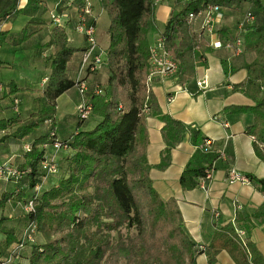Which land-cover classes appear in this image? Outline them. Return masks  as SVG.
<instances>
[{
	"label": "trees",
	"instance_id": "16d2710c",
	"mask_svg": "<svg viewBox=\"0 0 264 264\" xmlns=\"http://www.w3.org/2000/svg\"><path fill=\"white\" fill-rule=\"evenodd\" d=\"M39 2L27 0L24 7H35ZM169 2L171 11L160 35L164 51L178 65L176 76L180 83L194 77L197 66L204 62L205 54L212 49L208 37L196 30L195 19L190 18V14L196 15L208 6L239 9L244 4L256 13L257 21L248 24L241 36L242 52L252 54L253 59L243 67L246 72L243 82L234 86L254 104L234 107L233 110L252 114L253 122L246 132L253 138L258 156L264 158V3L262 0ZM17 4L18 0H11L9 7L0 13V22L20 12ZM98 6L109 19L108 46L103 56L108 77L98 95L92 93L93 85L89 83L92 86L87 92V101L91 104L90 116L95 123L90 129L79 130L72 140H60L71 152L63 159L64 169L59 178L54 177L58 166L55 174H47L40 166L42 161L51 160V157L44 156L42 146H53L58 140L54 128L48 135L41 134L25 145L30 147V151L24 152L27 168L21 166L23 170H20L11 162L0 163L1 167L8 165L23 173L0 181H23L26 185L17 187L15 192L0 195V210L9 201L23 202L25 219L18 238L14 229L6 228L7 217L0 216L5 253L2 256L0 249V262L196 264L197 255L204 254L207 264H215L217 255L226 251L235 264H264L263 254L247 234L244 244L238 238L236 228L240 226V218L235 220L236 226L227 224L216 228L208 245L197 246L183 228L175 200H163L152 185L146 159L145 110L163 123L160 132L165 148L157 169L164 170L168 166L170 149L180 143L187 131L199 150L210 151L200 149L204 140L199 143L198 131L161 113L149 87L147 33L155 23L156 0H98ZM60 12L61 9L57 11ZM233 28L222 25L216 31L221 46H235L237 35L234 37ZM31 36L25 28L18 37L0 32V45L6 41L13 45L22 44ZM43 46L51 48L53 53L47 58L49 75L44 88L33 100L35 111L27 112L28 117L22 120L19 100L14 98L18 100L17 111L13 109L17 116L0 120L1 140H22L41 125H51L57 113V99L75 88L73 78L67 73V65L81 49L69 44L63 25H53ZM5 65L7 63L0 59V68ZM0 86V92L6 95L26 91L18 89L12 82L6 87ZM77 122V126L85 123L78 119ZM52 132L53 136L50 135ZM206 169L188 162L179 179L182 190L198 187ZM45 181L49 182L46 188ZM252 181L264 196V178ZM30 201L32 210L27 212L25 206ZM252 217L264 221V202ZM33 232L40 236L41 243H29Z\"/></svg>",
	"mask_w": 264,
	"mask_h": 264
},
{
	"label": "crops",
	"instance_id": "0c3cea01",
	"mask_svg": "<svg viewBox=\"0 0 264 264\" xmlns=\"http://www.w3.org/2000/svg\"><path fill=\"white\" fill-rule=\"evenodd\" d=\"M169 1L159 0L156 3L154 12L155 23L157 19L160 20L162 26L166 23L171 11ZM26 2L27 0H18L17 9L20 12L7 20L1 21L0 32H7L14 37H18L25 28L28 33L32 34L30 39L21 45H23L22 48L35 49L36 53L39 54V58L42 60L43 65L32 69V72L37 70L39 73L38 85L40 92H33L34 90L30 86H19L11 81L18 89H25L26 91L11 95L0 92V115H2L0 116V120L17 116L12 107L14 98L19 100L18 108L20 118L23 116L20 108L24 103L28 106V113L35 111L33 100L42 92L44 83L49 75L47 58L52 55L53 51L51 48L44 47L43 45L47 42L48 34L53 25H55L52 24L53 22L51 20L53 14L60 17L69 44L73 46L72 42L77 39L75 36H79L81 43L76 48L82 50L85 47L83 37L74 31L77 9L81 0H56L53 8L50 9L51 11L49 10L50 12L47 10L46 0H40L37 6L31 8L24 7ZM10 3L11 0H0V13L7 9ZM96 4L98 5L97 0H95L94 4L91 3L93 13L95 12ZM54 9H57L56 12H54ZM59 9H61L60 14L57 13ZM46 12L48 13L47 20L44 19ZM102 12L103 10L100 9V12L95 16L98 17ZM224 18L220 24L216 25V31L222 25L234 27L232 33L235 37L239 33L237 27L227 23ZM194 23L197 30L200 20L197 19ZM162 29H157L158 32L155 35L147 33L149 46L161 34ZM242 35L243 32L240 33V37ZM213 39V42H220L216 34ZM208 41L212 49L205 54L204 62L197 66L194 77L180 83L177 76H155L150 79L149 87L156 97L161 113L169 115L185 124L188 128L198 131L200 135L199 143L202 140H210V151L203 152L199 150L198 145L192 143L190 133L187 131L182 135L180 143L170 149V162L168 166L164 170L157 169L156 165L159 164L161 152L165 148L160 132L163 123L156 117L148 115V110H145V114H147L146 128L148 134L146 159L150 167L149 177L154 189L163 200H175L182 217L183 228L197 246L202 247L208 245L211 235L216 228L227 224H234L235 220L240 218L239 224L241 227L239 226V228H244L243 230L246 232L249 240L256 245L264 256V221L252 217L255 210L264 202V196L257 190L252 181V179L264 178V158L258 156L254 147V140L246 132L247 127L253 122L252 114L233 110L234 107H250L254 104L242 92L234 89L235 85L242 83L245 79L246 72L243 67L253 59V55L244 52L237 53L233 45L214 48L210 44L209 38ZM102 43L105 44L100 48L106 49L108 46L107 33ZM80 53V51L75 53L71 62L67 65V73L69 76L70 74H74L78 66ZM75 56L77 57L74 59ZM6 66L12 67L8 63ZM103 68L102 78L97 75L99 70L91 77V80L99 79L100 83L105 84L108 72L106 67ZM203 74L208 76L209 86L205 90H199L195 84V80ZM7 85L3 86L6 87ZM70 93L72 95H69ZM72 96L76 97V104ZM78 102L79 95L77 90L75 88L68 90L57 99V113L61 108L59 103L62 104L63 108L73 105L71 116L73 118L76 117L77 121L76 106ZM7 112L11 114L7 115ZM57 113L53 123H51L52 127L57 122ZM21 119L23 120L25 118ZM85 124L86 122L81 126ZM72 136L65 140L72 138ZM2 137L3 135L0 132V163L11 162L15 166L21 165L27 168L23 148L25 145L31 144L38 136H33L32 134L22 140L13 138L1 140ZM51 146L50 144L42 146L45 157L55 156L57 158L66 153L65 151L57 152ZM188 162H191L196 167L213 169L212 177L208 181L205 190L199 187L191 190H182L179 179ZM232 169L248 177L249 181L247 183H229L226 177ZM46 183L47 181H45L44 185ZM25 186L23 181H0V195L3 192H15L17 187ZM22 203L9 201L4 206V209L0 210V216L7 217V221L5 222L7 223L6 228L14 229L15 235L18 238L24 226L25 219L23 218V213L21 220H19V217L17 218L16 214L15 217L11 213L12 211L16 213L19 207L21 211ZM214 213H218L219 216L214 218ZM3 240L0 235V249L2 253L4 245L1 241ZM4 255L5 253L2 254V256ZM196 264H207L206 256L204 254H198ZM215 264L235 263L226 251H221L217 255Z\"/></svg>",
	"mask_w": 264,
	"mask_h": 264
},
{
	"label": "built area",
	"instance_id": "2783aa9c",
	"mask_svg": "<svg viewBox=\"0 0 264 264\" xmlns=\"http://www.w3.org/2000/svg\"><path fill=\"white\" fill-rule=\"evenodd\" d=\"M159 0H156L158 3ZM190 18H194L195 21L197 19L200 20V24L198 27V32L207 36L210 39V44L214 48H219L221 43L218 41L213 42V38L216 34V25L220 24L224 18L223 9L219 6H208L203 11L197 13L196 15L190 14ZM246 19L244 21H240L237 24V29L239 33L237 34L234 47L237 53H241L242 49V40L240 37V33L244 32L245 27L248 24H252L255 17L251 13H247ZM96 19L97 17L94 15L92 10V5L90 0H81L80 7L77 9L76 23L74 26V31L81 35L85 42V47L80 51V60L78 66L73 74V81L75 82V89L79 95V103L76 108V114L78 121H86L90 117L91 114V104L87 101V92L91 87L92 93L98 95L101 93V87L98 84L90 85L88 80L91 79L93 75H95L98 70L103 66V56L104 51L100 48L97 39H96ZM51 20L56 25H62L60 17L56 14L51 16ZM248 21V23H244ZM178 71V65L175 61H173L170 56L164 51L162 46V38L159 35L154 43L149 47V56H148V81H150L153 77H168V76H176ZM196 86L199 90H205L208 88V76L203 74L200 78L195 80ZM0 91H2V87L0 86ZM18 100L14 99V110L17 111ZM226 126V124H224ZM53 136V132L50 133ZM53 147L55 149H65V145L59 140H55L53 142ZM211 148V141L206 139L200 145V149L204 151H208ZM25 151H30L29 146L24 147ZM41 170L46 172L47 174H55L57 171V165L54 160H44L40 163ZM20 171L16 169L4 165L0 166V179L9 180L10 177H16L20 175ZM213 169L209 168L205 170L204 176L199 179L198 187L202 190H205L208 181H210L212 177ZM23 174V173H22ZM229 183L234 182H242L247 183L249 180L243 174L230 170L226 177ZM38 191V187L35 188ZM33 203L30 201L25 206V211L30 212L32 210ZM219 216L218 213H214V218ZM236 233L238 238L241 240L242 244H244V238L246 236V232L243 229L236 228ZM10 258V257H9ZM0 264H4V262H0Z\"/></svg>",
	"mask_w": 264,
	"mask_h": 264
},
{
	"label": "rangeland",
	"instance_id": "374dc122",
	"mask_svg": "<svg viewBox=\"0 0 264 264\" xmlns=\"http://www.w3.org/2000/svg\"><path fill=\"white\" fill-rule=\"evenodd\" d=\"M55 1L56 0H46L47 6H48V9H47L48 11L53 8ZM94 2H95V0H90V3L94 4ZM262 2L264 3V0H262ZM40 9H42V8L40 7ZM56 10L54 9V12H56ZM99 12H100V7L96 4L94 15H96ZM223 12L225 15L224 20H226V22L229 23L230 25H234L236 27L240 21H244L246 19L245 15L247 13H251L256 18V20H254V21H257L256 13L247 4L242 5L239 9H223ZM47 17H48V13L46 12L44 14V19L47 20ZM244 23H248V21H246ZM52 24H54V23H52ZM108 25H109L108 16L103 11L101 14H99V16L96 19V39H97V42H98L100 47L104 46V44H105V43H102V40L104 41V36L106 35ZM162 27H163L162 23L160 22L159 19H157V22L154 23V25L150 28L148 33L155 35L158 32L157 29L161 30ZM75 37L77 39L72 42V45H73V47L76 48L81 43V39L79 38V36H75ZM22 46L23 45H21V44L13 45L7 41L3 42L1 44L0 59L3 62L12 65V67H7L5 65L4 68H0V83L2 85H7L9 82L13 81L19 86H30L34 90L33 92H37V91L40 92L39 85H38L39 84V77H38L39 73L37 70L32 72V69H36L37 66L43 65V63L41 62L42 60H41V58H39V54L36 53L35 49L22 48ZM242 47L243 46H241V49H242ZM102 50L104 51L105 49H102ZM76 57L77 56H75L74 59ZM45 59H46V57H45ZM103 67H105V66H102L99 69L100 71L98 70L99 71L97 74L98 77L101 76V78H102L103 69H104ZM105 74H106V72H105ZM70 77L73 78V74L72 75L70 74ZM88 83H92V84L99 83L100 87L103 85V83L99 82V79H93V80L90 79V80H88ZM71 93H73V92H71ZM71 93L69 95H72ZM72 99H73V101H75V104H76V102H77L76 97L72 96ZM59 104L61 105V108L59 109V111L57 113L56 124L53 125V127L51 125H41L36 131L33 132V136H39L41 134L42 135H45V134L48 135L47 133L50 132V129L54 128V130L56 132V138L59 141L60 140L62 141V140L67 139L68 137L72 136V134L75 135V132H77V130H80V129L87 130L93 126V123L95 120H93V118H91V116L89 117V119L87 121H84V122H86L85 125L77 126L76 117L73 118L71 116V114H72L71 110H73V105L63 108L62 104L61 103H59ZM76 108H77V106H76ZM20 111L23 114V116H22L23 118L28 117V115H27L28 106L25 103L21 106ZM10 114H11L10 112H7V115H10ZM0 116H2V115H0ZM3 116H6V115H3ZM48 126H50L51 128H48ZM69 140H72V138H70ZM51 147L53 148V146H51ZM23 151L25 152L24 148H23ZM58 151L59 152L65 151L66 153L64 155H60V157H57V158L55 156L51 157V159L54 160L58 166V172H57V175L54 176L55 178H57V177L59 178L62 175V172L64 169L63 159H64V157L68 156V154L71 152L70 150H67V149H61ZM47 158H49V157H47ZM17 167L20 170H23L21 165H17ZM49 177H47V179ZM48 186H49V182H47L45 184V188ZM23 206H24V203H22L21 211H20V207H19V210L16 211V213H14L13 211L11 213L14 216L16 214L17 218L19 217V220H21L22 213H24ZM4 224H5V226H7V223H4ZM33 233L34 234L32 235V239H30L29 243H39V242L41 243L42 239L40 238V236H38L35 232H33Z\"/></svg>",
	"mask_w": 264,
	"mask_h": 264
}]
</instances>
